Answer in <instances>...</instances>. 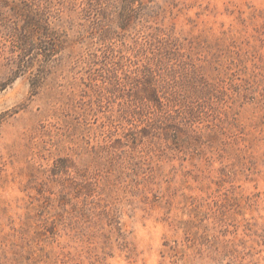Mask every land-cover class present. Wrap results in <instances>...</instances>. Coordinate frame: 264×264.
Wrapping results in <instances>:
<instances>
[{"label":"rangeland","instance_id":"rangeland-1","mask_svg":"<svg viewBox=\"0 0 264 264\" xmlns=\"http://www.w3.org/2000/svg\"><path fill=\"white\" fill-rule=\"evenodd\" d=\"M0 264H264V0H0Z\"/></svg>","mask_w":264,"mask_h":264},{"label":"trees","instance_id":"trees-1","mask_svg":"<svg viewBox=\"0 0 264 264\" xmlns=\"http://www.w3.org/2000/svg\"><path fill=\"white\" fill-rule=\"evenodd\" d=\"M151 94V93H150ZM153 94H155L156 95V92L154 93V91H153ZM150 96H152V94L150 95ZM154 96V95H153ZM154 100V99H153ZM176 128H174V130H175Z\"/></svg>","mask_w":264,"mask_h":264}]
</instances>
